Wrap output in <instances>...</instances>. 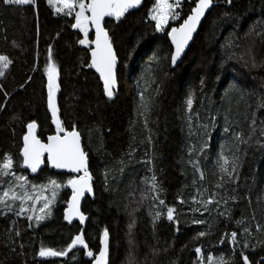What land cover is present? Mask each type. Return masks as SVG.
Instances as JSON below:
<instances>
[{
  "label": "trees",
  "instance_id": "obj_1",
  "mask_svg": "<svg viewBox=\"0 0 264 264\" xmlns=\"http://www.w3.org/2000/svg\"><path fill=\"white\" fill-rule=\"evenodd\" d=\"M211 2L176 67L171 29L161 33L149 18L154 0L108 19L120 59L119 89L108 99L90 69L89 47L78 43L82 33L71 26L75 15H56L48 0H0V56L10 61L0 77V164L11 157L29 186L73 176L48 166L32 173L22 163L30 122L43 141L56 134L47 106L51 56L62 127L81 134L94 188L84 226L64 218L70 189L43 222L0 211V264H91L105 231L110 264H244L243 256L264 264V0ZM193 7L195 0L185 1L173 27ZM221 154L231 177L220 169ZM14 178L0 174V196ZM80 234L87 249L68 250ZM41 247L66 254L41 257Z\"/></svg>",
  "mask_w": 264,
  "mask_h": 264
},
{
  "label": "snow or ice",
  "instance_id": "obj_2",
  "mask_svg": "<svg viewBox=\"0 0 264 264\" xmlns=\"http://www.w3.org/2000/svg\"><path fill=\"white\" fill-rule=\"evenodd\" d=\"M32 0H3L4 4H15V5H24L31 3ZM49 3L52 4L53 0H49ZM59 3L63 5L61 8H57L56 11L67 10V15H72L75 13V23L71 26L74 29H79L81 33L84 34V38L80 39L78 43L90 48L91 52V65L96 69L100 74V79L103 81L104 94L108 98L113 96V88L116 84L114 69L116 65V55L113 51L112 43L108 36L107 31L102 26V20L104 17L115 16L119 19L124 15L129 9L134 8L140 4V0H59ZM177 5L179 0H176ZM211 0H195V7L191 9V14L187 15V18L183 19L178 26L172 27L167 35L171 38L172 44L175 46V52L171 55V61L175 64L177 57L183 51L185 45L192 36V33L195 31L198 22L201 17L204 15L206 9L209 8ZM174 5L169 3L168 0H157V10L156 13L152 15V19L155 21L156 30L161 31L163 26L168 23L169 18L172 20H179L180 16L178 12L172 11ZM79 9L78 11L76 9ZM95 29V39L89 40V28ZM94 45V47H93ZM10 61L5 56H0V76L4 75L3 69L8 67ZM46 74H47V106L51 111L53 117V123L56 125V134L48 137V142L41 143V141L34 135V130L36 128V123L30 122L27 125L28 133L24 135L23 141L24 146L22 148L23 156V165L30 169L33 173L37 171L40 164L43 162L41 157L44 153H47L48 163L57 168V169H67L73 173H82V175L72 177L67 181L68 186L72 189V197L68 202V208L65 210V220H69L72 215H78L81 223H83L85 217L78 210V204L81 196L84 193L91 192V186L89 184L90 175L87 167V157L86 153L82 150L80 144V135L73 129L72 131L65 130L60 121L57 119V106L55 103V94L58 90L57 85V68L56 65L52 62L51 56H49L48 63L46 65ZM30 79V78H29ZM193 104L191 96L187 99V106L190 110ZM252 124H255V119H253ZM251 127V125H249ZM225 131H228L226 128ZM254 131V129H253ZM63 133V135H61ZM264 135V133H262ZM236 139L241 138V133H234ZM246 143L247 141H241ZM220 160L223 163L220 165L222 172L226 173L231 177L232 173L227 171L226 165L228 163V158L221 154ZM13 166V161L11 157L7 154L4 156V161L0 164V174L9 175ZM233 171H235V164H233ZM18 181H23L24 183L19 184L18 186L21 189H24L27 179L24 176H17ZM155 180V177H153ZM50 184L52 186L53 197L56 195V189L60 187L55 180H51ZM33 188L36 186L33 185ZM155 188V185H153ZM11 193V198L13 201L19 200L21 202L20 211L17 212V215L25 212L26 209L23 207L25 201L33 200V196L29 194L28 191H22L17 193L12 190L10 187L8 190L3 192V195L0 196V203L5 202V198L9 197ZM37 199L39 197H36ZM211 202V199L208 201ZM51 201L44 203L43 207L40 209L43 212L45 209L49 208ZM161 204L164 202L161 200ZM8 209L11 210V205H7ZM168 219L173 218V209L168 208ZM160 214L157 213V216ZM29 220L32 219L31 216L28 217ZM35 219L40 221L44 219L43 216H36ZM199 222V221H195ZM19 233H17L18 235ZM199 236H204V232H200ZM232 237L235 238L237 233L233 232ZM108 233L104 232L101 237V244L105 245L100 249L98 255L95 256L94 264H106V240ZM76 245H82L87 249V244L83 238V235H77L72 240L71 243L67 245V249L70 250ZM196 253L199 254L201 249L196 248ZM66 250H54L50 247H41L38 255L41 257H58L64 256ZM86 255L93 256V252L86 251ZM244 264H248L246 256L242 257ZM213 258L208 257V260L211 261ZM223 264V262H221Z\"/></svg>",
  "mask_w": 264,
  "mask_h": 264
},
{
  "label": "rangeland",
  "instance_id": "obj_3",
  "mask_svg": "<svg viewBox=\"0 0 264 264\" xmlns=\"http://www.w3.org/2000/svg\"><path fill=\"white\" fill-rule=\"evenodd\" d=\"M185 1H192V0H179V4L177 5L176 0H168L169 3L173 4L174 7L172 9V11L174 12H178L180 19H181V10H182V6L183 3ZM49 3V0H48ZM30 4V3H28ZM50 7L52 8L53 12L56 15H63V16H68V17H72L75 15V13L73 12V14L67 15L66 12L67 10L65 9L64 11H56L57 8H61L63 7L62 4L59 3V0H53V3L50 4ZM77 11L79 10L78 8L76 9ZM157 10V0H154V4L152 6V8L149 11V18L151 20L152 19V15L156 13ZM179 20H172L171 18H169L168 23L166 25L163 26V29L160 31L161 33H165L166 31L170 30L175 24H177ZM154 21V20H153ZM91 33V27L89 28V35ZM82 39L84 38V34L82 33ZM90 40V37H88ZM57 68V67H56ZM4 71V70H3ZM57 73H58V68H57ZM1 77V76H0ZM57 85H58V75H57ZM59 90V88H58ZM58 90L56 91L58 93ZM25 168H27L26 166H24ZM11 173H14V175H12L13 177H15V181L10 183L5 190H8L10 187L12 188L13 191L17 192V193H21L22 191H28L30 195L33 196V200L30 201H25L23 204V207L26 209L25 212L21 213L18 216H31L32 219H34L36 222H39L35 219L36 216H43L44 219L40 220V221H46L47 219H49L52 215V209L55 206V204L57 203L58 197L59 195L67 189L71 190V194H72V189L70 186H68L67 181L69 179H71L72 177H76V176H71L68 177L64 183H57L60 185V187L58 189H56V195L55 197H53V193H52V186L50 183L46 184H40V185H35L36 187L33 188L32 186L34 185V183L30 182V186L28 185V183L25 184L24 189H21L18 185L21 183H24L23 181H18L16 179L17 176H19L18 174H15V172L11 169L10 170ZM30 172H32L29 169ZM33 173V172H32ZM37 173V172H35ZM27 182H29V180L27 179ZM3 194H1L2 196ZM36 197H39L38 199ZM51 201V203L49 204V208L45 209L43 212L40 211V209L43 207L44 203ZM7 205H11V210H16L17 212L20 211V206H21V202L19 200L13 201L11 198V193L9 194V197L5 198V202L4 203H0V211L3 213V215L9 213L11 210L8 209ZM68 205V204H67Z\"/></svg>",
  "mask_w": 264,
  "mask_h": 264
},
{
  "label": "water",
  "instance_id": "obj_4",
  "mask_svg": "<svg viewBox=\"0 0 264 264\" xmlns=\"http://www.w3.org/2000/svg\"><path fill=\"white\" fill-rule=\"evenodd\" d=\"M144 1H145V0H140V4L137 5V6H135V7L132 8V9H135V8L139 7ZM215 5H216V4H215L214 2H211L209 8L205 10L204 15L201 17L200 21L198 22L195 31L192 33L191 38L189 39V41H188L187 44L185 45L183 51H182V52L180 53V55L177 57V60H176L175 64L172 63L174 67L178 66V65L184 60V58H185L186 54L188 53L190 47H191L192 44L194 43L195 38H196V36L198 35L199 30H200V28H201L203 22L205 21L207 15L210 13V11L213 9V7H214ZM129 10H131V9H129ZM125 13H126V12H125ZM125 13H124V14H125ZM121 17H122V16H121ZM121 17H120V18H121ZM113 18L117 19L115 16H112V17H107V16H106V17H104V19H103L102 22H101V23H102V26H103V27L105 28V30L107 31L109 38H110V34H109V31H108L107 28H106V21H107L108 19H113ZM91 33H92V36H93L92 40H94V39H95V29H94V28H91ZM168 38H169V41H170V44H171V46H172V48H173V53H174V52H175V46L172 44L171 38H170L169 36H168ZM110 41H111V43H112L111 38H110ZM93 47H94V45H93ZM112 47H113V51H114V53H115V55H116V58H117V59H116L115 69H114V74H115L116 84H115V86H114V88H113V96H112V98H108V97L106 96L108 99H113V98L115 97L116 93L118 92V89H119L118 72H119V66H120V59H119V57H118V55H117V52H116V50H115V47H114L113 43H112ZM89 57H90V69H91V70H92V71L98 76V78H99V80H100V82H101V84H102V86H103V81L100 79V74H99V73L96 71V69H95L94 67H92V65H91V52H90V48H89ZM103 89H104V88H103ZM55 103H56V106H57V119L60 121L61 126H62V120H61V117H60V108H59V104H58V93H57V92H56V94H55ZM51 115H52V114H51ZM52 119H53V117H52ZM55 127H56V125H55ZM76 131L79 133L78 130H76ZM27 133H28V132H27ZM27 133H26V134H27ZM34 135H35V136L41 141V143H45V144H46V143L48 142V138H47L46 141H43V140L38 136V131H37L36 129L34 130ZM54 135H55V134H54ZM61 135H63V133H61ZM79 135H80V144H81V148H82V150L85 152L84 147H83V141H82L81 134L79 133ZM50 136H51V135H50ZM23 146H24V141H23ZM22 148H23V147H22ZM85 153H86V152H85ZM86 157H87V167H88V172H89V159H88L87 153H86ZM41 159H42L43 162L40 164V166H39V168L37 169L36 172L41 171V170L44 169L46 166H48V168H49L51 171H54L56 174H68V175H73V176H79V175H82V173H73V172H70V171L67 170V169H57V168L51 166V165L48 163V160H47V153H44V154L42 155ZM89 175H90V173H89ZM89 184H90V186H91L92 191H91L90 193L86 191V192L84 193V195L81 196L80 201H79V204H78V210H79V212H80L81 214H83V216L85 217L83 223H81L80 218H79L78 215H72V216L70 217V219H69V220L72 221V222H78V223H80L82 226H84V225H85V222H86V216L84 215V213H83V211H82V209H83V204H84V202H85V200H86L87 197H89V196L91 197V196H93V194H94L93 180H92L91 175H90ZM71 197H72V194H71L69 200L71 199ZM67 208H68V207H67ZM110 245H111V240H110V237L107 236V240H106V248H107V251H106V264H110ZM104 246H105V245H102V244H101V248L104 247ZM97 255H98V254H97ZM94 260H95V258H94ZM94 260H93V262H92L91 264H94Z\"/></svg>",
  "mask_w": 264,
  "mask_h": 264
}]
</instances>
